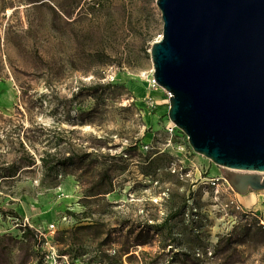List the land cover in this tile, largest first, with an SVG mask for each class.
I'll return each instance as SVG.
<instances>
[{
  "label": "rangeland",
  "instance_id": "1",
  "mask_svg": "<svg viewBox=\"0 0 264 264\" xmlns=\"http://www.w3.org/2000/svg\"><path fill=\"white\" fill-rule=\"evenodd\" d=\"M162 25L156 0H0V264H264L263 209L170 124Z\"/></svg>",
  "mask_w": 264,
  "mask_h": 264
},
{
  "label": "water",
  "instance_id": "2",
  "mask_svg": "<svg viewBox=\"0 0 264 264\" xmlns=\"http://www.w3.org/2000/svg\"><path fill=\"white\" fill-rule=\"evenodd\" d=\"M168 118L240 195L264 190V0H156Z\"/></svg>",
  "mask_w": 264,
  "mask_h": 264
},
{
  "label": "bare ground",
  "instance_id": "3",
  "mask_svg": "<svg viewBox=\"0 0 264 264\" xmlns=\"http://www.w3.org/2000/svg\"><path fill=\"white\" fill-rule=\"evenodd\" d=\"M151 81L153 83V79ZM142 87L144 88L145 86L143 85ZM141 88H140V90H141ZM170 124H171L172 127L176 128L172 123H170ZM237 200H238V203L243 208L249 209V208L253 207L254 205H256V206H258V208H261L264 211V202L261 201V202L256 203L257 201H256V198H255V195L252 194V193H250V194L248 193V194H245V195L237 194Z\"/></svg>",
  "mask_w": 264,
  "mask_h": 264
}]
</instances>
